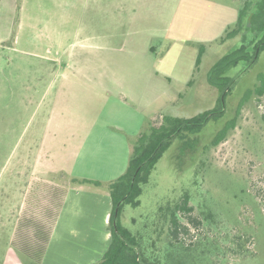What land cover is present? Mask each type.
Segmentation results:
<instances>
[{"label":"rangeland","instance_id":"1","mask_svg":"<svg viewBox=\"0 0 264 264\" xmlns=\"http://www.w3.org/2000/svg\"><path fill=\"white\" fill-rule=\"evenodd\" d=\"M257 2L0 0V264L8 254L10 264H33L10 245L21 192H37L45 205L57 201L64 187L80 184L68 174L103 168L78 166L66 142L78 147L80 139L92 138L105 146L93 126L100 116L120 111V102L138 110L148 98L149 107L157 108L143 123L148 132L165 116L216 108L223 92V115L198 133L173 138L142 185L140 204H125L121 222L160 264H264V49L231 67L228 79L213 73L207 80L217 59L238 46L240 37L220 40L231 20L228 9L246 5L248 21ZM197 33L211 42L196 68L199 42L191 40ZM220 129L224 135L216 142ZM116 149L120 159L124 150ZM185 194L190 209L179 211L173 228L169 209Z\"/></svg>","mask_w":264,"mask_h":264},{"label":"crops","instance_id":"2","mask_svg":"<svg viewBox=\"0 0 264 264\" xmlns=\"http://www.w3.org/2000/svg\"><path fill=\"white\" fill-rule=\"evenodd\" d=\"M234 9L233 6L228 9L231 20L225 25V28L237 19L238 10L235 9L237 11L235 16ZM197 35H199L197 36L198 39L193 38L191 40L193 43L211 42V40H205V36L201 33H197ZM214 36L216 35L214 34ZM2 39H4L3 34L0 35V40ZM168 49L169 47L162 52V55L154 54L159 55L163 60L167 56ZM196 57L194 63L196 62ZM159 82L157 81V84ZM159 84L161 85V83ZM123 93L125 95L128 94L126 90ZM140 100L141 98L138 97V101ZM145 100L147 102L143 109H132L125 106V103L120 102L123 109L121 108L118 112L112 111L105 118L100 116V120L93 127L98 128L99 131L97 133L104 135L105 146L97 147V140L92 138H87L84 141L80 139L78 147L66 142L64 149L70 151L74 147L73 151L75 154L73 156L75 161L79 162L78 166L93 165L103 167L84 172L82 175L80 172H72V175L68 174V176L71 178H79L77 176H80V178L108 181L121 175L126 169L130 155L128 136L137 135L141 131L145 119L157 113L153 111L157 108L149 107L148 98ZM111 128L116 131L111 130ZM94 131L90 130L88 133L90 134ZM118 147L124 150L120 159L116 153L118 151L116 148ZM49 151L48 156L51 158L54 155L53 149ZM115 155H117L118 159ZM43 164L49 166V163ZM49 170L56 171L60 169H55L50 165ZM85 187L81 184L64 187V192L58 196L59 199L56 198L57 201L50 199L45 205L36 196L37 192H27V190L21 192L24 196L17 217L20 222L13 229L15 239H12V242L10 241V245L17 246L23 253L27 254L30 261H38L41 264H91L98 262L108 247L111 238L107 226L112 209V201L108 191L103 193L99 191L91 192ZM26 197L28 198L27 200ZM24 205L25 207L23 208L22 206ZM38 206L44 207L41 212H36V207ZM66 247L69 252H72L68 258L66 255L69 252L67 253ZM37 251H41L42 254L40 256L35 254ZM11 259L13 258L9 254L6 255L2 264H10ZM15 262H17L16 259Z\"/></svg>","mask_w":264,"mask_h":264},{"label":"trees","instance_id":"3","mask_svg":"<svg viewBox=\"0 0 264 264\" xmlns=\"http://www.w3.org/2000/svg\"><path fill=\"white\" fill-rule=\"evenodd\" d=\"M246 5L239 9L237 19L228 25L220 40L237 41L238 46L223 54L212 65L208 74V81H213V73L221 80L228 79L226 72L236 66L240 61L256 59L258 53L264 49V0H258L255 11L252 12L250 20L245 21ZM251 31V35L246 33ZM206 42L198 43V53L195 67L200 64L205 53ZM212 85L211 82H209ZM226 92H223L217 100V107L204 110L190 117L165 116L164 123L158 127H152L150 131L141 130L135 137L129 139L132 146L125 171L118 177L99 181L89 178L72 177L71 182L89 183L96 186H104L111 198L112 209L109 216L108 228L110 230V242L102 257L96 264H160V260L150 259L146 253L141 237L138 239L121 222L122 209L125 204L138 206L139 196L142 193V185L148 182L151 171L155 164L168 149L171 141L180 132L198 133L204 124L211 118H220L223 115ZM218 130L215 135L216 142L223 138L224 133ZM188 195L185 194L182 200L169 209L170 226L176 228L179 225L178 213L181 209L189 210ZM139 245V246H138ZM138 248L136 252L134 248ZM172 250V249H171ZM171 252V251H170ZM33 264H41L34 261Z\"/></svg>","mask_w":264,"mask_h":264}]
</instances>
